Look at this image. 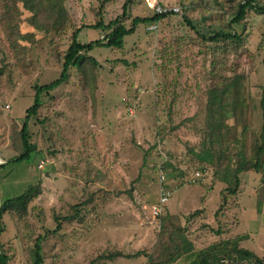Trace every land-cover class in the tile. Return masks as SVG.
<instances>
[{"label": "rangeland", "instance_id": "obj_1", "mask_svg": "<svg viewBox=\"0 0 264 264\" xmlns=\"http://www.w3.org/2000/svg\"><path fill=\"white\" fill-rule=\"evenodd\" d=\"M128 1L124 21L128 28L135 17L155 15L145 0H69L66 33L56 37L36 31L30 23V5L14 0L17 23L23 33L34 34L32 43L16 41L0 8V207L30 186L42 188L23 219L15 214L3 219L1 242L9 264H32L31 249L39 236L57 228L56 216L61 229L43 240L45 264H93L115 252L129 256L146 252L153 256V264L161 263V220L144 207L160 200L162 163L172 165L165 170L172 194L164 203L163 216L174 218L175 234L165 242L177 238L179 228L196 251L246 236L240 247L264 259V167L259 173H243L238 194L230 196L227 189L235 188L233 176L197 163L190 151L201 149L208 90L239 75L245 78L249 108L238 136L247 131L245 146L237 143L232 153L244 148L248 158L253 157L254 137L263 125L264 14L249 11L245 20L229 28L237 6L246 0H218L217 7L213 0H159L182 7L184 14L139 25L125 37L123 49L94 48L90 55L98 69L90 79L71 70L66 84L43 97L44 106L29 126L37 152L15 162L20 152L13 144L12 127L18 124L21 129L34 103L35 86L60 76L73 33L100 20L97 10L103 2L108 25L123 16ZM254 1L264 6V0ZM151 26L157 30L149 31ZM231 30L242 36L241 44L203 39ZM106 34L84 28L79 41L88 44ZM41 162L43 170L38 169ZM197 173L202 179L193 182ZM223 194L229 202L218 214ZM76 205L81 216L69 219ZM198 210L202 214L188 221ZM188 258L184 253L173 264H187ZM94 264L151 263L142 256Z\"/></svg>", "mask_w": 264, "mask_h": 264}, {"label": "trees", "instance_id": "obj_2", "mask_svg": "<svg viewBox=\"0 0 264 264\" xmlns=\"http://www.w3.org/2000/svg\"><path fill=\"white\" fill-rule=\"evenodd\" d=\"M14 0H0V8L5 10L3 14V21L11 27V32L18 42L32 43L35 39L33 33H23L17 23L18 16L13 10ZM30 5L31 18L30 23L32 27L39 32L46 34H54L56 37H64L67 26L69 23V11L66 6L69 0H16ZM216 7L220 6L218 0H213ZM128 1L124 7L123 16L110 24L105 23L104 8L106 2L97 10V15L100 20L93 25H86L79 28L73 33L70 46L65 52L64 62L60 76L53 82L46 85L35 86V97L33 105L26 111V116L22 121V127L19 129L18 124H13V144L20 152V156L15 162H22L31 158L33 153L37 152V146L31 142L30 123L39 115V111L44 106L43 97L50 96V94L57 90L62 85L66 84L71 76V70L75 69L77 73L81 74L87 79H90V74L94 73L98 67V61L90 53L96 47H106L114 49H123L125 37L132 35L136 32L141 24L161 23L171 15H158L153 17H135L130 28L125 24L128 19L127 10L130 6ZM249 11H255L258 14H264V6H257L254 0H246L245 3H240L236 9V17L231 21L232 28L234 25L240 24L245 20ZM188 21V20H186ZM190 23V22H189ZM191 24V23H190ZM192 25V24H191ZM84 28H91L93 30H101L107 32L103 39L92 41L88 44H82L79 41V35ZM194 28V26H193ZM195 29V28H194ZM204 41L224 45L226 42H234L237 44L242 43V36L236 31L230 32L219 31L213 35L203 36ZM15 45V44H14ZM13 46V45H12ZM221 48H223L221 46ZM227 50V48H225ZM126 62V61H125ZM91 72V73H90ZM3 71H0V75ZM245 78L243 76H235L230 78L221 88H211L207 92V106L205 115V124L202 130V143L201 149L198 152L190 150L194 155L197 163L206 166H212L218 172H226L231 174L235 179V188L229 187L227 192L230 196H235L241 186V175L248 172L259 173L264 167V88L262 89L261 110L263 125L261 132L254 137L251 151L252 158H248L247 152L243 148L239 153L233 154L232 148L239 142L244 141L247 128L243 130L241 138L238 136L239 123L243 120L248 111V104L245 95ZM233 119L234 124H229ZM237 122V124H235ZM226 163V164H225ZM2 165H0V168ZM171 164H164V170L171 169ZM221 169V171H220ZM179 171V170H178ZM221 172V173H222ZM42 194L41 185L30 186L22 195L6 201L0 207V264H9V256L5 253L4 246L1 242V236L5 231V224L3 219L8 214H15L19 219H23L29 212V206ZM95 194L92 195L94 198ZM93 201H86L81 204V208H86L89 203ZM223 204L218 211L222 213L228 205L227 197L223 194ZM74 215L71 216L72 220L80 218V206L73 207ZM202 210L194 212L187 217V220H193L202 214ZM162 232L159 234L160 242L164 243L163 253L161 254L162 262L159 264H173L184 253H187V264H264V259L260 258L255 252L246 250L240 247V243L248 240L246 236L237 237L234 240H226L219 244H214L208 249L196 251L194 244H192L183 233L181 228L177 229L178 236L173 238L170 242H165L164 238L170 235L173 237L175 234L171 231L174 225V218L171 216H160ZM179 220V218H176ZM58 224L57 228L52 231H47V235H55L61 229L59 217H55ZM80 222L84 220L80 219ZM39 236L36 239L34 247L31 249L32 264H45V257L43 255L42 243L47 237ZM146 256L151 264L154 259L151 254L146 252H138L132 256L124 255L121 252L111 253L109 255H102L95 262L107 261L113 263L117 259H132ZM185 264V263H179Z\"/></svg>", "mask_w": 264, "mask_h": 264}, {"label": "built area", "instance_id": "obj_3", "mask_svg": "<svg viewBox=\"0 0 264 264\" xmlns=\"http://www.w3.org/2000/svg\"><path fill=\"white\" fill-rule=\"evenodd\" d=\"M147 3V7L154 12V14L158 15H171V16H182L184 14V10L182 7L178 6H168V5H162L159 0H145ZM157 26H151L149 28V31H156ZM2 162L0 161V164ZM38 169L43 170L44 168V162H41L38 165ZM159 178H160V191L159 196L160 200L156 202L154 205L151 206H145L144 209L146 211H149L151 213V216L153 218H158L163 215L164 211V203L168 199V197L171 196L172 190L166 183V171L164 170V163L160 164L159 166ZM197 179H202V174L197 173L195 180H192L193 182L197 181Z\"/></svg>", "mask_w": 264, "mask_h": 264}, {"label": "water", "instance_id": "obj_4", "mask_svg": "<svg viewBox=\"0 0 264 264\" xmlns=\"http://www.w3.org/2000/svg\"><path fill=\"white\" fill-rule=\"evenodd\" d=\"M202 22L205 23V19H203Z\"/></svg>", "mask_w": 264, "mask_h": 264}]
</instances>
